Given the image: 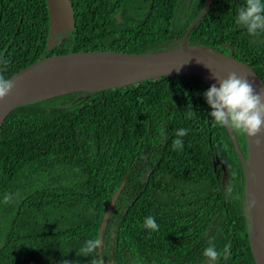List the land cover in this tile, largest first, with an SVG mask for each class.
<instances>
[{
    "label": "trees",
    "instance_id": "1",
    "mask_svg": "<svg viewBox=\"0 0 264 264\" xmlns=\"http://www.w3.org/2000/svg\"><path fill=\"white\" fill-rule=\"evenodd\" d=\"M70 2L74 30L55 42L45 0H0V75L74 51L176 48L206 0ZM243 4L213 0L187 43L244 62L264 83V35L235 24ZM208 88L195 76H162L12 110L0 126V264H90L80 249L98 238L115 195L101 232L104 264H202L210 240L231 246L216 264H256L244 171L226 128L213 127ZM181 128L183 149L173 151ZM233 133L247 158L245 135ZM229 183L239 199L226 195ZM7 193L18 202L3 204ZM147 216L158 231L143 227Z\"/></svg>",
    "mask_w": 264,
    "mask_h": 264
},
{
    "label": "water",
    "instance_id": "2",
    "mask_svg": "<svg viewBox=\"0 0 264 264\" xmlns=\"http://www.w3.org/2000/svg\"><path fill=\"white\" fill-rule=\"evenodd\" d=\"M45 2L49 19V38L63 31H73L74 12L70 0ZM212 2L213 0H206L176 48L151 53L74 51L42 58L18 71L9 78L14 84L12 94L0 101V126L12 110L30 101L72 92H96L162 76H195L210 87L217 83L213 75L224 78L235 72L238 76L247 78L257 90L264 88L263 81L244 62L211 48L188 45L190 31ZM116 18L120 21L119 14ZM48 47H51V44L48 43ZM226 130L245 175L249 247L254 262L264 264V131L261 133L262 143L259 147L252 143L253 138L245 135L248 150L245 158L233 131L228 128ZM225 180L226 175L223 176L222 183ZM115 198L116 195L101 220L98 235L100 240ZM251 199L256 200V205L249 209L248 200ZM100 251L98 248L99 253Z\"/></svg>",
    "mask_w": 264,
    "mask_h": 264
},
{
    "label": "clouds",
    "instance_id": "3",
    "mask_svg": "<svg viewBox=\"0 0 264 264\" xmlns=\"http://www.w3.org/2000/svg\"><path fill=\"white\" fill-rule=\"evenodd\" d=\"M235 24L246 29L251 37L264 35V0H244L236 14ZM6 63V61L4 62ZM217 83L211 85L204 93L206 103L211 111L209 113L213 127L228 128L241 135L253 138L252 143L259 147L262 143L261 133L264 131V88L257 90L244 76H238L235 72L229 73L224 78L213 75ZM14 89V84L9 79L0 75V101L8 98ZM191 118L195 113H188ZM188 130L181 128L176 132V138L172 141V149L182 150L183 137ZM233 176L236 174L233 172ZM226 195L231 199H239L234 186L229 183L225 189ZM14 196L16 199H14ZM18 202V194L7 193L3 196V204L8 205ZM256 205V200H248V208ZM143 227L150 232L159 230L155 217L147 216L143 221ZM104 242L98 238H91L84 242L80 249V256L93 257L90 264H104L102 249ZM101 249L99 255L97 249ZM231 255V246L225 245L224 249L218 250L216 244L210 240L203 250V256L208 264H216L223 256L225 260ZM64 264H70L65 261Z\"/></svg>",
    "mask_w": 264,
    "mask_h": 264
},
{
    "label": "rangeland",
    "instance_id": "4",
    "mask_svg": "<svg viewBox=\"0 0 264 264\" xmlns=\"http://www.w3.org/2000/svg\"><path fill=\"white\" fill-rule=\"evenodd\" d=\"M65 32L66 31L60 32L58 34H53L52 37H51V39L53 38L54 41L56 42L57 38L59 39L60 37H62Z\"/></svg>",
    "mask_w": 264,
    "mask_h": 264
}]
</instances>
